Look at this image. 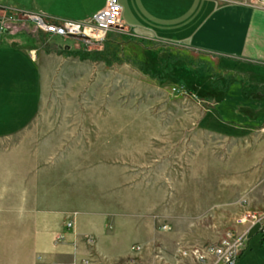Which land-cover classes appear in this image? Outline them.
Masks as SVG:
<instances>
[{
	"label": "rangeland",
	"instance_id": "rangeland-1",
	"mask_svg": "<svg viewBox=\"0 0 264 264\" xmlns=\"http://www.w3.org/2000/svg\"><path fill=\"white\" fill-rule=\"evenodd\" d=\"M29 13L62 20L0 12V26L40 70L35 113L0 133V264H34L39 206L106 214L113 237L105 255L89 233L91 264H193L180 249L240 232L252 211L264 213V113L255 112L264 108H236L234 93L241 84L255 96L250 86H264L251 64L124 24L86 46L40 29ZM93 49L104 58L83 53ZM259 225L249 227L237 264H264Z\"/></svg>",
	"mask_w": 264,
	"mask_h": 264
},
{
	"label": "crops",
	"instance_id": "crops-1",
	"mask_svg": "<svg viewBox=\"0 0 264 264\" xmlns=\"http://www.w3.org/2000/svg\"><path fill=\"white\" fill-rule=\"evenodd\" d=\"M119 2L122 22L135 35L239 59L258 70L257 76L264 77L263 6L252 4L250 0ZM104 3L105 0H0V12L13 7L39 11L52 20L84 19ZM12 35L14 31L0 26V133L14 131L27 123L40 98V70L36 59L30 50L16 43ZM260 84L250 86L249 93L255 92V96L246 95L245 91L250 89L245 90L239 84L234 90L240 94L236 95L239 101L236 108L258 104L263 109L264 86L261 88ZM255 112L258 118L264 113L260 109ZM71 218L74 226L67 227L66 221ZM105 223V213L39 206L32 240L33 263L67 264L74 260L75 264H82L81 259L87 256L84 237L89 233L95 234L98 249L106 255L105 243L111 241L113 235L107 232ZM60 234L63 237L56 238ZM106 257L110 259L109 254ZM100 260L98 258L96 264H100Z\"/></svg>",
	"mask_w": 264,
	"mask_h": 264
},
{
	"label": "built area",
	"instance_id": "built-area-1",
	"mask_svg": "<svg viewBox=\"0 0 264 264\" xmlns=\"http://www.w3.org/2000/svg\"><path fill=\"white\" fill-rule=\"evenodd\" d=\"M250 2L264 7V0H250ZM121 10L122 6L119 0H105L100 9L84 19H62L56 22L47 21L44 16L37 13H29L28 16L40 29L46 32L77 37L86 46H91L96 42L103 41L106 32L112 27L123 25ZM240 214L235 218V221L238 223L245 222L247 217ZM261 214V212L257 214L256 211H252L249 227L257 221L260 223L259 228L264 232V222L261 221L264 219V213ZM66 226L73 227V220L66 221ZM249 227L237 233L233 229H226L221 237L215 241L182 248L180 251L182 254H188L193 264H237ZM58 237L62 238L63 235L60 234ZM84 239L89 246V255L81 259V263L91 264L93 261H91L90 256L95 254L96 240L90 234H86ZM67 264H75V262L72 260Z\"/></svg>",
	"mask_w": 264,
	"mask_h": 264
},
{
	"label": "trees",
	"instance_id": "trees-1",
	"mask_svg": "<svg viewBox=\"0 0 264 264\" xmlns=\"http://www.w3.org/2000/svg\"><path fill=\"white\" fill-rule=\"evenodd\" d=\"M77 51H80V50H84V49H75ZM83 53L85 54L86 57L88 58H94V59H98V58H101L103 59L104 58V53L102 52V50H96V49H93V50H86V51H83ZM84 56V55H83ZM84 56V57H85ZM153 59V58H152ZM170 64V63H169ZM163 64H161L162 66ZM147 65H145V63L143 61H140L139 62V67L140 69L143 71V72H148V69L146 67ZM150 74H153L152 72ZM175 78V77H174Z\"/></svg>",
	"mask_w": 264,
	"mask_h": 264
}]
</instances>
